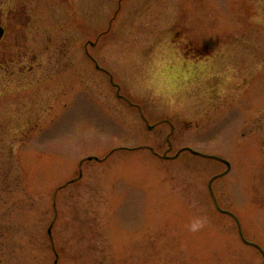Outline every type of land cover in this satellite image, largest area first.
Wrapping results in <instances>:
<instances>
[{"label": "rangeland", "instance_id": "374dc122", "mask_svg": "<svg viewBox=\"0 0 264 264\" xmlns=\"http://www.w3.org/2000/svg\"><path fill=\"white\" fill-rule=\"evenodd\" d=\"M36 1L0 20V264H264V0Z\"/></svg>", "mask_w": 264, "mask_h": 264}, {"label": "flooded vegetation", "instance_id": "af4514ba", "mask_svg": "<svg viewBox=\"0 0 264 264\" xmlns=\"http://www.w3.org/2000/svg\"><path fill=\"white\" fill-rule=\"evenodd\" d=\"M37 4L36 0H0V7L2 8V12L0 13V20H3L4 22H6V20L8 21L11 18V15L13 12H15V9H19L21 11L22 8L27 7L29 4ZM15 6V9H11V6ZM20 14L17 15L18 19H25V17L22 15L21 12H19ZM0 26L2 27V29L4 30L3 36L1 38V40L3 39L4 36H6L7 30L6 27H4L2 25V23L0 22ZM0 40V42H1ZM1 58V55H0ZM9 62V61H8ZM8 66V65H7Z\"/></svg>", "mask_w": 264, "mask_h": 264}, {"label": "clouds", "instance_id": "9594fccd", "mask_svg": "<svg viewBox=\"0 0 264 264\" xmlns=\"http://www.w3.org/2000/svg\"><path fill=\"white\" fill-rule=\"evenodd\" d=\"M254 19H257V18H254ZM177 60L178 63H183L184 61L180 58L181 57V54L177 51L173 54ZM173 107H175V105L173 104L172 105Z\"/></svg>", "mask_w": 264, "mask_h": 264}, {"label": "water", "instance_id": "95a60500", "mask_svg": "<svg viewBox=\"0 0 264 264\" xmlns=\"http://www.w3.org/2000/svg\"><path fill=\"white\" fill-rule=\"evenodd\" d=\"M1 36H2V31H1V29H0V38H1ZM185 150H188L189 152H191L192 154H194V155H196L197 153H195V152H193V151H191V150H189V149H185ZM179 155V153L175 156V157H177Z\"/></svg>", "mask_w": 264, "mask_h": 264}]
</instances>
